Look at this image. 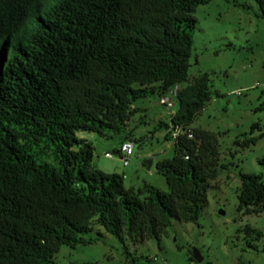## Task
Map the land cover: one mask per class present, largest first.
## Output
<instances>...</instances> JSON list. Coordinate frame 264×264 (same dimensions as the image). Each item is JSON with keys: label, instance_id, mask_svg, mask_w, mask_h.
<instances>
[{"label": "trees", "instance_id": "16d2710c", "mask_svg": "<svg viewBox=\"0 0 264 264\" xmlns=\"http://www.w3.org/2000/svg\"><path fill=\"white\" fill-rule=\"evenodd\" d=\"M209 1L0 0V264H54L61 247L99 240L85 238L95 227L123 250L126 240L159 247L172 220L197 222L220 160L216 136L192 126L209 76L188 81L194 14ZM252 1L264 19V0ZM175 85V112L154 127L173 143L155 164L168 191L125 188L123 175L95 168L77 133L128 134L133 104ZM173 126L185 133L172 138ZM242 136L235 145L254 146L264 126ZM237 202L243 215L263 212L261 175L240 174Z\"/></svg>", "mask_w": 264, "mask_h": 264}, {"label": "rangeland", "instance_id": "374dc122", "mask_svg": "<svg viewBox=\"0 0 264 264\" xmlns=\"http://www.w3.org/2000/svg\"><path fill=\"white\" fill-rule=\"evenodd\" d=\"M194 15L197 24L188 81L207 73L211 96L193 125L216 136L220 154L218 175L206 193L207 205L196 223L172 220L159 247L155 240L136 244L126 240L123 250L114 236L95 227L85 238L94 239L101 232L99 240L74 249L61 247L54 264H199L188 259L192 248L203 258L200 264H264V210L243 215L236 209L240 174L261 175L264 180V138L248 148L234 144L247 138L242 135L248 134L251 124L264 126V19L252 0H210L198 6ZM157 98L153 94L133 104L138 112L130 118L128 134L107 138L77 133L93 147L94 167L123 175L125 188L144 181L168 191L164 178L151 164L150 170L146 166L149 160L152 163L173 154V143L164 139L165 132L154 130L157 118L167 114ZM261 104L262 109L255 111ZM125 138L139 143H134L130 162L124 167L115 152ZM105 153L112 157L105 158ZM246 227L253 232L246 235Z\"/></svg>", "mask_w": 264, "mask_h": 264}, {"label": "built area", "instance_id": "2783aa9c", "mask_svg": "<svg viewBox=\"0 0 264 264\" xmlns=\"http://www.w3.org/2000/svg\"><path fill=\"white\" fill-rule=\"evenodd\" d=\"M179 90H180V86L175 85L170 89H168L166 93L162 94L157 98V103L160 106H162L167 112L166 114L167 120L170 117H172L175 112L176 96ZM170 133L172 138H176L177 136L184 134L185 131H183L180 126H173L170 130ZM188 137H191V135L188 134ZM133 150H134V142L130 140H124L119 144L118 150L115 153L117 154L118 159L121 162L122 166L125 167L129 164ZM104 157L111 158L112 154L105 153Z\"/></svg>", "mask_w": 264, "mask_h": 264}, {"label": "water", "instance_id": "95a60500", "mask_svg": "<svg viewBox=\"0 0 264 264\" xmlns=\"http://www.w3.org/2000/svg\"><path fill=\"white\" fill-rule=\"evenodd\" d=\"M146 164H148V165H146L147 166V170H149V168H150V164H151V160H149ZM221 216H223L225 213H224V211L223 210H219V212H218ZM191 256H192V259L195 261V262H197V263H201L202 262V260H203V258L200 256V253H199V251L197 250V249H195V248H192L191 249Z\"/></svg>", "mask_w": 264, "mask_h": 264}, {"label": "crops", "instance_id": "0c3cea01", "mask_svg": "<svg viewBox=\"0 0 264 264\" xmlns=\"http://www.w3.org/2000/svg\"><path fill=\"white\" fill-rule=\"evenodd\" d=\"M166 117H163V116H160L159 118H157V122L158 121H166V120H164ZM193 127H194V125H192ZM160 160H162V159H156L155 161L154 160H152V163H151V166H153V168H154V170H155V164H156V162H158V161H160ZM94 166V165H93ZM95 168H97V169H99L100 171H102V172H104V173H108L107 171H105L104 169H102V168H99L98 166H95ZM151 169V167L149 168V170ZM109 174V173H108ZM143 183H146V182H142V184ZM142 184L140 185V186H137V187H130V188H134V189H138V188H140L141 186H142ZM147 184H149V183H147Z\"/></svg>", "mask_w": 264, "mask_h": 264}]
</instances>
